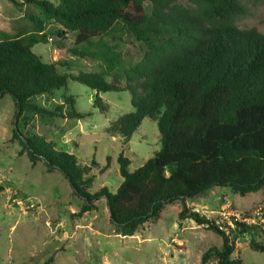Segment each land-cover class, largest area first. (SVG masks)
Returning a JSON list of instances; mask_svg holds the SVG:
<instances>
[{
  "label": "trees",
  "instance_id": "16d2710c",
  "mask_svg": "<svg viewBox=\"0 0 264 264\" xmlns=\"http://www.w3.org/2000/svg\"><path fill=\"white\" fill-rule=\"evenodd\" d=\"M12 2L39 7L42 22L58 25V34L74 33L76 46L103 43L120 24L146 45L140 61L109 79L102 71L70 74L60 69L61 62L44 61L33 50L48 39L43 29L27 37L0 38V98L9 94L15 103L13 140L20 142L21 153L27 152L33 164L44 161L48 170L63 172L73 192L84 200L73 215L96 210L98 199L105 197L117 233L129 236L159 219L166 205L180 201V219H192L222 237L221 246L211 245L203 253L201 264H246L234 257L231 232L245 234L256 227L238 220L232 227L186 205L188 199L216 186H229L242 196L264 189V33L238 26V18L248 12L243 0ZM69 79L97 94L131 93L132 110L107 128L124 144L144 119L157 122L160 149L134 171L131 160L121 153L123 181L115 192L104 186L92 193L91 165L79 164L75 154L57 150L45 136L25 134L18 127L26 113L86 118L90 113L75 108L74 95L65 94L63 103L53 108L33 100L66 87ZM95 107L103 112L110 108L99 96ZM250 247L264 252V242L252 239ZM53 261L51 256L43 264Z\"/></svg>",
  "mask_w": 264,
  "mask_h": 264
},
{
  "label": "rangeland",
  "instance_id": "374dc122",
  "mask_svg": "<svg viewBox=\"0 0 264 264\" xmlns=\"http://www.w3.org/2000/svg\"><path fill=\"white\" fill-rule=\"evenodd\" d=\"M243 2L248 12L238 18V26L264 33V0ZM43 19L41 9L33 4L0 0V38L3 34L27 37L47 32V41L36 43L33 50L46 62H61L60 69L70 74L97 70L111 79L140 61L146 51V45L121 24L103 43L76 46L74 33L58 34L59 26ZM65 94L75 96L78 111L90 114L84 119H68L26 113L18 127L25 134L45 136L57 150L75 154L79 164L91 165L92 193L104 186L115 192L123 181L118 163L121 153L131 160L130 170L134 171L160 149L157 122L144 119L124 144L107 128L132 110L131 93L97 94L73 79L66 87L33 100L53 108L63 103ZM97 96L109 104L107 112L95 107ZM15 128V103L7 94L0 98V264H43L51 256L52 264H201L211 245L221 246L220 234L192 219L179 218L180 201L166 205L159 219L146 222L129 236L117 233L105 197L98 199L96 210L73 215L84 200L73 192L63 172L48 170L44 161L33 164L27 152L21 153L22 145L13 140ZM186 205L232 227L236 220L256 227L245 234L231 232L236 242L234 257L246 264H264V252L250 247L252 239L264 242V189L242 196L229 186H216L188 199Z\"/></svg>",
  "mask_w": 264,
  "mask_h": 264
},
{
  "label": "crops",
  "instance_id": "0c3cea01",
  "mask_svg": "<svg viewBox=\"0 0 264 264\" xmlns=\"http://www.w3.org/2000/svg\"><path fill=\"white\" fill-rule=\"evenodd\" d=\"M20 2H22V0H19Z\"/></svg>",
  "mask_w": 264,
  "mask_h": 264
}]
</instances>
